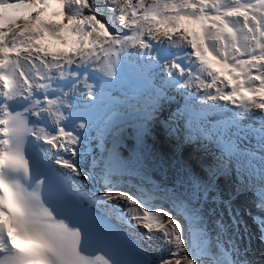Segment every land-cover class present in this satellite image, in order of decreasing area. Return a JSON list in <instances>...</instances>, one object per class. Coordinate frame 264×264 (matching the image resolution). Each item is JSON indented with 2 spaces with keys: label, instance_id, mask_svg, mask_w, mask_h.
I'll return each mask as SVG.
<instances>
[{
  "label": "snow or ice",
  "instance_id": "6c2138e0",
  "mask_svg": "<svg viewBox=\"0 0 264 264\" xmlns=\"http://www.w3.org/2000/svg\"><path fill=\"white\" fill-rule=\"evenodd\" d=\"M245 192L264 244V0H0V264H257Z\"/></svg>",
  "mask_w": 264,
  "mask_h": 264
},
{
  "label": "bare ground",
  "instance_id": "6f19581e",
  "mask_svg": "<svg viewBox=\"0 0 264 264\" xmlns=\"http://www.w3.org/2000/svg\"><path fill=\"white\" fill-rule=\"evenodd\" d=\"M63 46L61 44L58 45L57 49L62 48ZM52 49V50H57ZM181 102L179 105H172L170 107H166V111L168 114H170V112H175L177 110V107H181L183 108L185 106V98L181 96ZM199 103V102H197ZM254 113V110H253ZM187 118V117H185ZM246 122H249V120H246ZM91 140V146L89 151L92 153V155H98L99 154V149L96 148V139H95V133H92V136L90 137ZM131 141H132V137L127 133V131L125 132V143L123 145V149L125 152V155H128L131 153ZM111 142L109 139V146H110ZM154 145L155 149L157 150V152H163L164 153V158L166 160H168V164L164 165V169L163 171L159 170V167H157L156 169H153L156 173V177H159L160 180H170L174 177L175 174V165L177 163V161L181 162V163H188V164H195L196 168L199 169L200 168V160L197 159L196 157H194L193 155H190L187 153V151L184 149L183 152L178 151V150H174V146L169 145L165 140H163L160 137L157 136H153L152 137V142L150 144V146ZM47 147V146H45ZM89 159H91V156L89 157ZM203 159V158H202ZM66 171V170H65ZM155 179V177H153ZM79 179L83 180V177H80ZM223 178H221L220 181V187L221 189H223L224 194L226 189L222 187L221 182H223ZM159 182V181H158ZM88 184V188L89 189H95L96 187H100L99 185H97L95 183V181H91V182H86ZM228 190V188H227ZM228 194V191L226 192V196ZM244 204H239L237 199L234 201V206L238 207L241 211V214L243 216V219L247 222L248 225V233L250 236V246H251V251L249 253V256L251 259H253L254 262H261L264 263V244H261L260 240L258 239V230L256 225L253 223L252 221V217L249 215H246V211H250L253 215L257 214L255 205H251L249 202L254 203L255 200V196L252 195L250 197H246L244 199ZM114 203V202H113ZM225 220H227V217H225ZM214 225L211 223V220L209 222V228H213ZM140 232H143L144 229L140 228L139 229ZM248 238L246 237L244 241H242L243 245H245L246 243H248ZM151 243L150 241H145L144 244L145 246ZM149 252L155 256L157 255L156 252H153L152 249H149ZM254 258H257L258 260H255Z\"/></svg>",
  "mask_w": 264,
  "mask_h": 264
},
{
  "label": "water",
  "instance_id": "95a60500",
  "mask_svg": "<svg viewBox=\"0 0 264 264\" xmlns=\"http://www.w3.org/2000/svg\"><path fill=\"white\" fill-rule=\"evenodd\" d=\"M172 146H173V143H172ZM221 185H222L223 188L226 189V191H225V196H226V192L228 191V190H227V187H229L230 184H229V182L223 180V182H221ZM248 194H249L248 192H245V193L241 194V195L237 198L238 203H239V204H244L245 202H244V200H243V197H244V196H247ZM238 243H240L241 247H244L242 241H238ZM249 259L253 261V259H251L250 256H249ZM254 259H255V260H258L257 258H254ZM258 261H259V260H258ZM257 264H264V263L257 262Z\"/></svg>",
  "mask_w": 264,
  "mask_h": 264
},
{
  "label": "rangeland",
  "instance_id": "374dc122",
  "mask_svg": "<svg viewBox=\"0 0 264 264\" xmlns=\"http://www.w3.org/2000/svg\"><path fill=\"white\" fill-rule=\"evenodd\" d=\"M173 92H175V91H173ZM255 112H257V110L255 109ZM213 119H215V118H213ZM175 148V147H174ZM65 171V170H64ZM244 198H246V197H244ZM262 244V243H261Z\"/></svg>",
  "mask_w": 264,
  "mask_h": 264
},
{
  "label": "clouds",
  "instance_id": "9594fccd",
  "mask_svg": "<svg viewBox=\"0 0 264 264\" xmlns=\"http://www.w3.org/2000/svg\"><path fill=\"white\" fill-rule=\"evenodd\" d=\"M168 114V113H167Z\"/></svg>",
  "mask_w": 264,
  "mask_h": 264
}]
</instances>
